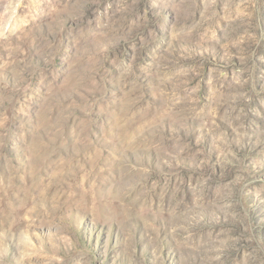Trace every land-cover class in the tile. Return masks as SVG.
I'll return each mask as SVG.
<instances>
[{"label":"rangeland","instance_id":"1","mask_svg":"<svg viewBox=\"0 0 264 264\" xmlns=\"http://www.w3.org/2000/svg\"><path fill=\"white\" fill-rule=\"evenodd\" d=\"M0 264H264V0H0Z\"/></svg>","mask_w":264,"mask_h":264}]
</instances>
